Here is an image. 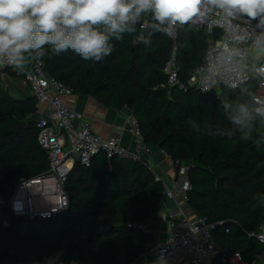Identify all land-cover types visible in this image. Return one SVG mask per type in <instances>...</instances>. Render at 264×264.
<instances>
[{
    "label": "trees",
    "instance_id": "1",
    "mask_svg": "<svg viewBox=\"0 0 264 264\" xmlns=\"http://www.w3.org/2000/svg\"><path fill=\"white\" fill-rule=\"evenodd\" d=\"M110 42L113 51L100 62L71 50L43 61L73 93L113 109L128 108L147 148L188 167L187 205L214 223L213 239L221 250L217 264H228L222 258L234 253L252 262L264 252L255 237L264 208L253 199L264 193V141L259 147L253 143L264 134V123L253 113L252 140L244 141L224 103L252 108L254 74L250 84L221 87L220 93L203 94L189 85L208 46L205 34L189 23L175 38L138 25L137 32ZM171 56L184 88L166 85L163 68ZM6 73L17 76L11 69ZM37 117L34 97L14 98L0 85V264H131L153 250L157 238L147 224L162 211L160 181L140 161L103 152L93 155L89 166L74 163L64 182L66 210L17 220L8 205L17 183L49 169L37 142Z\"/></svg>",
    "mask_w": 264,
    "mask_h": 264
},
{
    "label": "built area",
    "instance_id": "2",
    "mask_svg": "<svg viewBox=\"0 0 264 264\" xmlns=\"http://www.w3.org/2000/svg\"><path fill=\"white\" fill-rule=\"evenodd\" d=\"M198 31L205 34L208 46L205 51L203 65L194 69L188 84L206 94L221 87L238 89L252 82L254 74V90L251 97L252 109L264 106V74L258 71L264 66V57H254V41L260 29L254 21L237 15L230 22H225L215 13L204 19H193L189 22ZM177 25L176 37L179 27ZM218 34L220 35H217ZM239 50L240 55L230 63L223 60L224 46ZM11 69L18 77L23 78L29 87L36 107L44 106V114L35 119L38 130L37 142L46 151L49 161L48 171L41 176L20 179L8 200V205L15 217L32 218L34 216L48 218L61 213L68 207V199L64 190V182L74 163L79 161L89 166L93 155L103 152L107 158L113 156L140 161L154 173L163 189L161 202L171 200L175 207L162 215L167 224L164 238L158 240L154 250L158 257L163 252L167 264H176L178 256L185 254L188 264H206L210 259L221 255V250L213 239L214 223L204 217H192L178 204L177 197L187 204V192L191 185L188 179L187 166L173 164L174 177L171 181L159 174L144 155L152 151L145 146L140 133L139 123L130 113L126 123L134 136V148L122 145L116 137H104L93 132L90 122L85 116L68 108L64 98L72 94V89L63 82L52 77L44 61L30 63L22 71L7 64L0 65V79ZM163 73L167 86L184 88L185 84L178 77L176 59L171 56L166 62ZM160 155L167 157L163 152ZM256 239L264 246V224L255 234ZM222 262L228 264H254L245 261L239 253H234Z\"/></svg>",
    "mask_w": 264,
    "mask_h": 264
},
{
    "label": "clouds",
    "instance_id": "3",
    "mask_svg": "<svg viewBox=\"0 0 264 264\" xmlns=\"http://www.w3.org/2000/svg\"><path fill=\"white\" fill-rule=\"evenodd\" d=\"M210 13L225 22L237 15L256 21L260 32L254 41V57H264V0H0V65L22 71L30 63L69 50L84 60L100 62L113 51L112 39L120 41L125 34L137 32L138 25L142 31L151 28L172 37L177 25L202 20ZM140 39L150 43L142 35ZM224 49L227 63L240 55L238 49L227 45ZM258 71L264 74V66ZM224 108L244 141L252 140L253 113L264 123V106L252 109L247 103L225 102ZM262 141L264 134L253 143L259 147ZM253 199L264 208V193ZM152 264H167L163 252Z\"/></svg>",
    "mask_w": 264,
    "mask_h": 264
},
{
    "label": "crops",
    "instance_id": "4",
    "mask_svg": "<svg viewBox=\"0 0 264 264\" xmlns=\"http://www.w3.org/2000/svg\"><path fill=\"white\" fill-rule=\"evenodd\" d=\"M217 35L220 34H218L217 32ZM27 67L28 65L25 66V68ZM5 78H9V75L7 74ZM64 102L68 108L80 112L85 116V118L90 122L93 132L100 134L104 137H116L125 147L130 149L134 148V136L130 133L128 125L126 123V116L131 113L128 108H123L121 110L113 109L99 103L94 97L90 95H80L75 93L66 96L64 98ZM44 111V106L37 107L38 116L40 114H44ZM144 157L149 160L152 167L159 174H161L169 181L173 179V163L169 157H164L160 155L157 151H153L152 154L149 156L144 155ZM176 202L180 204L190 216L196 217L192 213L188 205L185 204L180 197H177ZM174 207V201L165 200L162 204V211L159 218L155 221H150L147 224V229L154 233L157 238V241L164 238L167 228V224L162 221L161 217L164 213H166L170 209H173ZM226 232L228 231L226 230ZM220 256L221 255L210 259L206 264H217L216 262L220 261L221 259ZM156 259V252L153 249L148 253L142 255L134 263L131 264H152V262ZM253 262L254 264H264V252L257 254ZM176 264H188L187 256L185 254H180L178 256Z\"/></svg>",
    "mask_w": 264,
    "mask_h": 264
},
{
    "label": "rangeland",
    "instance_id": "5",
    "mask_svg": "<svg viewBox=\"0 0 264 264\" xmlns=\"http://www.w3.org/2000/svg\"><path fill=\"white\" fill-rule=\"evenodd\" d=\"M0 85L8 92L9 95L15 98H24L30 95L29 87L23 78L18 76H9V78H1ZM220 93L219 89L216 90Z\"/></svg>",
    "mask_w": 264,
    "mask_h": 264
},
{
    "label": "water",
    "instance_id": "6",
    "mask_svg": "<svg viewBox=\"0 0 264 264\" xmlns=\"http://www.w3.org/2000/svg\"><path fill=\"white\" fill-rule=\"evenodd\" d=\"M0 191H1V188H0ZM16 218H17V220H19V221L24 220V217H22V216H19V217H16Z\"/></svg>",
    "mask_w": 264,
    "mask_h": 264
}]
</instances>
